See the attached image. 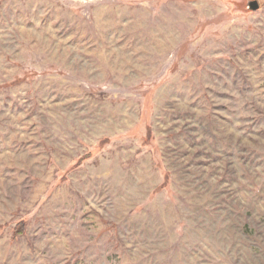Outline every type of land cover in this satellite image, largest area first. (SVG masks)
I'll return each mask as SVG.
<instances>
[{"label":"rangeland","instance_id":"1","mask_svg":"<svg viewBox=\"0 0 264 264\" xmlns=\"http://www.w3.org/2000/svg\"><path fill=\"white\" fill-rule=\"evenodd\" d=\"M0 0V264H264V0Z\"/></svg>","mask_w":264,"mask_h":264},{"label":"water","instance_id":"2","mask_svg":"<svg viewBox=\"0 0 264 264\" xmlns=\"http://www.w3.org/2000/svg\"><path fill=\"white\" fill-rule=\"evenodd\" d=\"M248 9L250 11H253V12H256V11L260 10L259 2L257 0L250 1L249 4H248Z\"/></svg>","mask_w":264,"mask_h":264}]
</instances>
